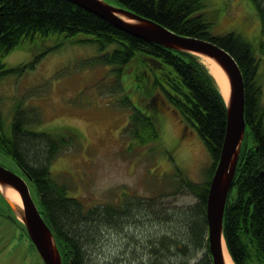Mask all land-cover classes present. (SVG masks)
Segmentation results:
<instances>
[{
  "label": "trees",
  "instance_id": "trees-1",
  "mask_svg": "<svg viewBox=\"0 0 264 264\" xmlns=\"http://www.w3.org/2000/svg\"><path fill=\"white\" fill-rule=\"evenodd\" d=\"M104 1L177 35L215 42L237 63L244 82L245 133L224 208L223 237L234 264H264V105L253 44L234 32L215 33L206 0ZM248 2L264 36V0ZM209 4L212 8L213 3ZM54 38L61 42L48 51L65 42L96 47L97 55L86 64L91 68H113V92H123L126 77H132L133 82L145 80L147 88L157 87L158 94L174 111L195 127L211 158L204 184L180 177L182 171L175 169L180 190L186 188L197 199V204L185 211L165 216L157 208H137L131 203L122 207L93 204L87 208L75 197H69L67 186L59 183L50 171L56 158L76 149L78 131L62 127L57 129L59 132L33 130L42 122L41 113L36 107H23L22 102L13 108L7 131L0 110V152L12 159L28 186L35 189L37 208L55 237L62 264H119L122 255L114 261L113 257L101 261L96 237L104 230L121 228L122 224L131 228L135 223L132 210L140 216L144 213L141 210L146 209L156 211L163 228L160 234L149 236L143 250L145 260L150 264L160 260L163 264H212L207 245L206 201L221 153L227 113L213 77L191 54L144 42L66 0H0V79L12 72L3 58L16 46L35 40L37 46H51L47 41ZM153 93L150 90L149 94ZM133 94L139 95L135 91ZM153 102L154 96L148 106L153 107ZM121 104L130 108L123 131L131 142L138 145L159 139L155 117L140 110L125 94Z\"/></svg>",
  "mask_w": 264,
  "mask_h": 264
},
{
  "label": "rangeland",
  "instance_id": "rangeland-1",
  "mask_svg": "<svg viewBox=\"0 0 264 264\" xmlns=\"http://www.w3.org/2000/svg\"><path fill=\"white\" fill-rule=\"evenodd\" d=\"M206 1L215 33L234 32L253 44L264 105V36L253 7L248 0ZM208 1L213 3L212 8ZM47 42L51 46L27 41L3 58L6 68L12 70L0 79V110L7 131L18 102L40 111L42 122L33 130L59 132L62 127L78 131L76 149L56 158L50 171L67 186L69 197L87 208L93 204L122 207L131 203L137 208H157L166 216L194 207L196 197L186 188L180 190L175 179L177 171H182L180 177L197 185L207 180L211 158L195 127L173 110L157 87L147 88L145 80L133 82L132 77H126L123 92H113V68L86 64L97 55L96 47L65 42L48 51L61 41L54 38ZM123 93L140 110L155 117L160 128L157 141L137 145L124 135L130 108L121 104ZM152 96L153 107H149ZM0 166L21 176L17 165L2 152ZM29 189L37 203L35 189ZM141 212L139 216L132 210L135 223L131 228L122 224V229L113 227L99 233L96 246L101 256L96 254L95 258L108 261L113 257L114 261L122 255L119 264H150L143 250L149 236L161 233L163 223L159 224L156 211ZM8 216L12 211L0 197V264H43L27 234Z\"/></svg>",
  "mask_w": 264,
  "mask_h": 264
},
{
  "label": "water",
  "instance_id": "water-1",
  "mask_svg": "<svg viewBox=\"0 0 264 264\" xmlns=\"http://www.w3.org/2000/svg\"><path fill=\"white\" fill-rule=\"evenodd\" d=\"M66 1L93 13L115 28L144 42L188 53L198 59L200 56L207 57L225 73L227 80L222 82L212 74L211 66L208 68L224 97L227 113L224 140L210 180L205 212L207 245L211 263L225 264L223 245L226 247V244L223 237V214L245 132L244 82L237 63L229 52L215 42L177 35L156 22L129 10L108 4L103 0ZM0 185L9 186L18 194L21 206L15 205L0 192L14 217L21 223L28 238L35 246L43 264H62V257L55 237L32 199L25 179L0 166ZM11 217L13 218V216Z\"/></svg>",
  "mask_w": 264,
  "mask_h": 264
},
{
  "label": "bare ground",
  "instance_id": "bare-ground-1",
  "mask_svg": "<svg viewBox=\"0 0 264 264\" xmlns=\"http://www.w3.org/2000/svg\"><path fill=\"white\" fill-rule=\"evenodd\" d=\"M124 20L128 21L127 19H124ZM199 59L201 60L202 64L205 65L206 68H210L209 66H211L212 74L219 81L223 82L227 80L225 73L219 67H217L211 59L204 57V56H200ZM0 192L2 193V195H4V197L12 201L15 205L21 206V201L19 199V196L12 188H10L9 186L0 185ZM223 255H224L225 264H234L224 245H223Z\"/></svg>",
  "mask_w": 264,
  "mask_h": 264
}]
</instances>
